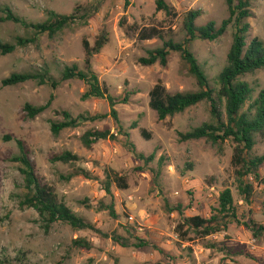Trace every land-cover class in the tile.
Listing matches in <instances>:
<instances>
[{
  "label": "rangeland",
  "instance_id": "1",
  "mask_svg": "<svg viewBox=\"0 0 264 264\" xmlns=\"http://www.w3.org/2000/svg\"><path fill=\"white\" fill-rule=\"evenodd\" d=\"M155 2L0 0V5L34 24L44 22L47 11L71 15L78 7L100 5L86 26L64 30L55 38L43 35L10 55L0 53V258L11 264H264V236L254 237L249 229L251 222L264 226L262 187L252 177L247 178L255 192L250 204L243 200L232 163L235 144L230 140L217 146L206 140L180 141V134L214 123L210 105L201 103L165 121H159L149 108V93L158 83L172 93L199 90L189 66L179 53H171L166 68L142 67L138 63L147 51L162 44L157 39L140 42L137 30L156 27L182 42L187 13H201L197 27L209 23L220 26L229 17L226 0H167L176 10V18L157 12ZM251 14L249 38L264 41V0H251ZM1 17L0 14V20ZM234 33L230 27L218 41L196 40L191 45V52L211 82L227 65ZM101 36L107 42L91 59V68L113 97L130 94L129 102L116 107L118 123L109 117L54 136L51 124L62 121L60 114L64 111L73 118L110 112L105 100H82L87 91L82 81H61L66 67L77 65L86 70L83 42L94 47ZM19 38H32V32L0 21V42L16 44ZM43 71L58 83L56 89L37 82L2 86V81L12 74ZM241 81L251 86L256 99L264 90V70L246 75ZM50 101L51 107L34 120L24 113L27 104L37 108ZM93 129L119 134V139L101 141L88 150L81 137ZM142 130L151 134L150 141L141 136ZM18 142L24 145L42 183L52 187L60 202L108 238L92 231H75L62 223L46 229L37 211L21 208L27 190L21 166L13 161L20 156ZM127 142L134 145L137 154L147 158L153 155L154 161L148 165L140 161L127 149ZM66 152L80 161L75 165L52 163L53 157ZM253 154L264 155V142L258 140ZM80 170L94 179L79 175ZM106 170L125 175L128 180V190L112 188L116 217L108 210H100L101 205L112 204L103 189ZM260 173L264 177V167ZM226 189L232 192L237 221H230L226 232L206 239L191 233V241H181L175 231L181 217L168 213L167 203L172 207L182 205L185 217L208 219ZM112 236L121 237L127 247L117 245ZM78 240L89 242L92 248H78ZM210 244L216 247L208 248Z\"/></svg>",
  "mask_w": 264,
  "mask_h": 264
},
{
  "label": "trees",
  "instance_id": "2",
  "mask_svg": "<svg viewBox=\"0 0 264 264\" xmlns=\"http://www.w3.org/2000/svg\"><path fill=\"white\" fill-rule=\"evenodd\" d=\"M156 11L164 13L168 18H176V10L167 0H156ZM229 13L228 19L224 20L220 26L209 23L206 26L197 27L196 22L200 17V12L191 11L184 16L183 31L184 39L176 42L166 32L156 27L137 30L138 40L147 42L159 40L161 47L147 51V56L141 58L138 63L142 67H152L160 65L166 68L169 63L171 53H179L182 60L189 66L190 75L196 80L199 90L190 93H172L162 84L158 83L149 93V108L157 115L159 121H165L176 115L183 114L187 110L198 106L201 103H208L211 108L213 124H204L188 133L180 134L181 142L206 140L217 146L226 141L235 144L232 163L236 170L237 183L240 195L243 200L250 204L254 196V185L246 182L252 177L259 186L262 187L264 196V177L261 176V169L264 167V155L254 156L253 151L258 140L264 142V90L256 99H253L254 90L251 86L242 82L241 78L246 75H253L264 70V41L259 38H249L251 26L248 20L252 17L251 0H226ZM100 5L91 7H78L71 15H60L54 11L46 12V20L42 23H28L23 18L17 16L8 6L0 5L2 23H13L32 32V38L17 39L16 44H5L0 42V53L3 56L10 55L18 47H26L43 36L55 38L58 34L67 29L86 26L88 20L99 11ZM232 27L235 31L232 46L227 56V65L211 82L203 71L198 60L191 52L190 48L194 41L215 42L222 38ZM107 40L101 36L91 47L87 41L83 42L86 54V70L82 71L77 65L66 67L62 73L61 81L79 80L85 83L87 91L82 97L83 101L89 99H102L108 102L110 112L95 116H79L73 118L66 111L60 115L62 121L51 124V132L54 136H59L63 131L77 129L83 124L101 122L111 117L118 123V105H125L129 102L130 94L123 98L113 97L108 88L102 85L98 75L91 68V59L102 50ZM28 82H37L40 86L51 85L53 89L58 87V83L53 80L48 71L12 74L2 81V86L16 87ZM51 107V101L42 107L25 105L24 113L31 120L41 116ZM224 109L225 116L222 113ZM120 133L122 129H120ZM123 135V134H121ZM128 139L129 134H124ZM141 136L146 140H151V134L146 130L141 131ZM119 134H112L110 131L89 130L81 137V143L86 149H91L101 141H118ZM127 149L136 157L145 162L146 165L154 161V156L146 157L144 154H137L134 145L127 142ZM20 156L13 159L20 164V173L24 177L27 194L20 203L21 208L34 209L45 222L46 229L57 223L65 224L75 231H92L108 238L95 228L94 225L78 217L65 204L59 201L54 189L42 183L37 177L35 167L25 151V147L18 142ZM52 163L63 165H75L80 158L70 152L52 158ZM163 162V160H162ZM79 175L87 179H94L90 173L80 170ZM70 179V178H68ZM119 191L129 189L128 180L125 175H121L113 170L105 171V181L103 189L112 199L110 206L101 205L100 210H108L110 215L116 217L114 211L112 188ZM168 213H177L181 217V222L176 227V233L183 242L191 241L189 235L192 233L199 239H206L214 235L226 232L230 221H237L234 198L230 189H226L220 195L218 207L212 210L210 218L200 216L185 217L182 205L172 207L166 205ZM249 229L254 237L264 236V226L251 222ZM113 241L121 247H127L122 242L121 237L112 236ZM75 246L90 250L91 244L85 240L75 241ZM208 246V245H207ZM210 244L208 248H215ZM0 264H11L10 260L0 258ZM117 264V263H115Z\"/></svg>",
  "mask_w": 264,
  "mask_h": 264
}]
</instances>
